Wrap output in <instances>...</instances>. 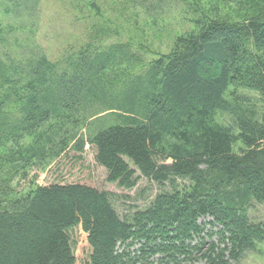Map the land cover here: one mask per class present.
Segmentation results:
<instances>
[{"label":"trees","instance_id":"trees-1","mask_svg":"<svg viewBox=\"0 0 264 264\" xmlns=\"http://www.w3.org/2000/svg\"><path fill=\"white\" fill-rule=\"evenodd\" d=\"M197 27L139 73L127 44L87 43L65 64L41 52L12 79L0 59V163L13 168L9 178L54 161L76 140L68 125L110 112L116 122L71 151L92 147L118 188L143 178L159 189L123 217L114 194L81 182L0 195V264H234L264 246V224L248 216L252 201L264 205V110L243 93L264 104V9Z\"/></svg>","mask_w":264,"mask_h":264},{"label":"rangeland","instance_id":"rangeland-1","mask_svg":"<svg viewBox=\"0 0 264 264\" xmlns=\"http://www.w3.org/2000/svg\"><path fill=\"white\" fill-rule=\"evenodd\" d=\"M263 9L264 0H0V59L12 79L11 72L16 70L27 75L29 62L41 52L50 62L65 64L68 56L87 43L100 48L127 44L123 48L139 59V67L134 70L139 73L149 62L169 54L177 37L196 31L198 22H241ZM20 79L26 78L20 74ZM3 86L7 85L0 83V93L5 91ZM243 93L251 106L259 112L264 110L255 94ZM111 114L103 112L75 126L68 125L76 140H70L51 163L33 167L29 178H9L13 168L0 163V195L16 199L34 186L81 182L114 194L113 206L121 217L146 208L159 193L156 185L140 178L131 190L118 188L106 181V172L95 163L92 147L86 144L81 153L71 151L78 139L86 143L95 129L115 123ZM217 120L224 123L226 119L219 116ZM28 142L26 138L17 143ZM3 152L0 149V154ZM251 205L250 220L264 224V205L255 201ZM234 264H264V246Z\"/></svg>","mask_w":264,"mask_h":264}]
</instances>
